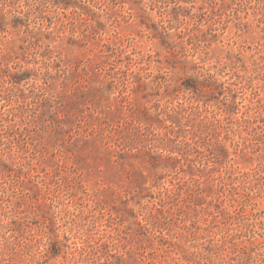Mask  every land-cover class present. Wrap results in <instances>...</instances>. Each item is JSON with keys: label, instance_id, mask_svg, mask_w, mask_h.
Segmentation results:
<instances>
[{"label": "rangeland", "instance_id": "1", "mask_svg": "<svg viewBox=\"0 0 264 264\" xmlns=\"http://www.w3.org/2000/svg\"><path fill=\"white\" fill-rule=\"evenodd\" d=\"M0 264H264V0H0Z\"/></svg>", "mask_w": 264, "mask_h": 264}]
</instances>
